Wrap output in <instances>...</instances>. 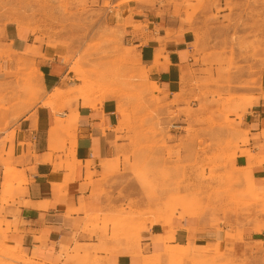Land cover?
I'll list each match as a JSON object with an SVG mask.
<instances>
[{"label": "rangeland", "instance_id": "rangeland-1", "mask_svg": "<svg viewBox=\"0 0 264 264\" xmlns=\"http://www.w3.org/2000/svg\"><path fill=\"white\" fill-rule=\"evenodd\" d=\"M131 1L158 31L190 34L192 62L175 95L149 82L127 41V26L146 25L108 19L110 9ZM6 26L26 31L29 49L53 50L68 70L62 106L80 96L94 104L105 98L119 103L120 145L102 175L105 205L89 217L91 235L140 246L143 228L172 229L176 216L222 223L229 201L241 207L259 202L264 212L263 193L250 182L233 189V161L245 142L236 119L250 100L242 93L256 86L264 69V0H0V158L11 139L9 126L39 93L30 51L5 44ZM13 171L3 204L22 184ZM1 224L0 264H44L8 246ZM189 249L169 248L158 262L167 256L163 264H219Z\"/></svg>", "mask_w": 264, "mask_h": 264}, {"label": "crops", "instance_id": "crops-1", "mask_svg": "<svg viewBox=\"0 0 264 264\" xmlns=\"http://www.w3.org/2000/svg\"><path fill=\"white\" fill-rule=\"evenodd\" d=\"M138 8L136 2H127L110 9L108 19L146 25L140 30L127 26V41L136 48L149 82L164 94L175 95L192 62L190 34L158 31L149 18L137 14ZM4 36L14 51H30L27 58L34 61L39 89L37 103L9 126L6 134H12L11 139L0 158L1 237L8 246L44 264H163L167 256H161L159 263L158 254L182 246L219 264H264V212L255 201L243 207L229 201L222 223L176 216L169 230L147 225L137 236L140 246L91 235L89 217L105 205L102 175L110 170L108 161L120 145L119 103L105 98L94 104L76 93L82 101L62 106L59 100L68 93L64 81L68 70L53 50L29 49L28 33L16 27L6 26ZM242 94L250 100L236 119L245 142L233 161L238 180L233 189L244 190L247 180L264 197V69L256 86ZM13 169L22 184L14 186L3 204L9 188L5 181ZM241 212L246 214H237Z\"/></svg>", "mask_w": 264, "mask_h": 264}]
</instances>
